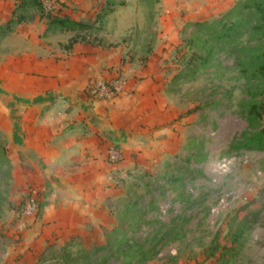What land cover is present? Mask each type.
<instances>
[{
    "label": "rangeland",
    "instance_id": "1",
    "mask_svg": "<svg viewBox=\"0 0 264 264\" xmlns=\"http://www.w3.org/2000/svg\"><path fill=\"white\" fill-rule=\"evenodd\" d=\"M41 1L46 12L91 22L107 2ZM238 1L111 0L113 12L89 33L101 45L92 48L113 53L136 75L148 63L158 65L166 107L164 124L156 128L164 131L158 141L167 149L148 169L118 180L104 227L68 233L37 224L39 196L21 184L18 170L11 172L0 134V264H35L42 254L50 259L63 252L71 264H139V248L152 252L144 264H216L217 253L210 257L208 250L230 246L229 235L245 215L236 264H264V153L224 155L252 130V106L255 127L264 123V77L247 62L254 55L264 60V31L252 23L237 46L217 50L207 63L190 62L198 47L188 44L189 24L224 19ZM26 14L37 20L35 10ZM35 20L20 29L44 25ZM73 35L49 32L48 44L61 50ZM118 67L114 80L122 81L126 72Z\"/></svg>",
    "mask_w": 264,
    "mask_h": 264
},
{
    "label": "crops",
    "instance_id": "2",
    "mask_svg": "<svg viewBox=\"0 0 264 264\" xmlns=\"http://www.w3.org/2000/svg\"><path fill=\"white\" fill-rule=\"evenodd\" d=\"M12 4L0 0V25ZM20 27L0 40L5 158L39 196L37 224L68 233L102 228L107 203L120 192L118 180L148 169L167 149L158 141L164 131L156 128L165 121L161 71L148 63L136 75L109 51L90 45L57 50L44 25L30 32ZM117 65L126 72L122 81L114 80ZM96 81L112 82L113 96L90 97Z\"/></svg>",
    "mask_w": 264,
    "mask_h": 264
},
{
    "label": "trees",
    "instance_id": "3",
    "mask_svg": "<svg viewBox=\"0 0 264 264\" xmlns=\"http://www.w3.org/2000/svg\"><path fill=\"white\" fill-rule=\"evenodd\" d=\"M111 5V0H107L106 6L96 14L95 19L91 22L90 20H74L69 16L60 15L59 13L46 12L41 0H15L10 18L6 23L0 25V38L2 39L13 33L19 25L33 21L35 18L33 15H25L26 10L33 9L38 14V21L42 22L45 26L44 36L49 32L74 34L68 39L66 44H59L61 49L70 51L77 43H83L92 47L101 46L98 43L99 41L93 43L95 38L91 41L89 40V33L95 24L101 23L104 17L113 12ZM225 16L226 18L213 22H194L188 25L191 28L192 35L188 38V44L198 47V51L192 54L190 62H195L196 60L207 63L213 58L217 50L231 49L237 46L243 36V32L252 23H254L252 25L254 30L264 31V0H239ZM234 50L236 51V49ZM247 57V62L251 64L254 73H258L264 77L263 58L257 55ZM106 86L110 88L109 83H106ZM247 113V121L252 130L244 131L235 139L228 146L224 155L238 154L242 151L264 153V123L257 128L255 127L257 115L255 107L252 106ZM1 149L3 155H5L4 147L2 146ZM193 155L194 157L197 156V154ZM202 155V153L198 152V156ZM246 216H244V221L238 223L230 233V246L220 247L216 243L208 250L210 257L215 256L217 253L216 264H236L240 252L239 247L246 231ZM137 253L139 255L137 260L139 264H144L152 255V252L142 248H139ZM41 256L35 264H71L73 262V260L68 259L67 254L64 252L50 259H42Z\"/></svg>",
    "mask_w": 264,
    "mask_h": 264
},
{
    "label": "built area",
    "instance_id": "4",
    "mask_svg": "<svg viewBox=\"0 0 264 264\" xmlns=\"http://www.w3.org/2000/svg\"><path fill=\"white\" fill-rule=\"evenodd\" d=\"M87 92L92 98H111L115 92V89L114 87L108 88L104 81H96L92 86L88 87ZM112 159L117 160V155L113 154Z\"/></svg>",
    "mask_w": 264,
    "mask_h": 264
}]
</instances>
